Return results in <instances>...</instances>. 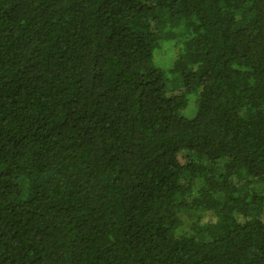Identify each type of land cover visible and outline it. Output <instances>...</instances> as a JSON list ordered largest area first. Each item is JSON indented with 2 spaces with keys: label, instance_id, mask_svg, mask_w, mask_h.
<instances>
[{
  "label": "trees",
  "instance_id": "obj_1",
  "mask_svg": "<svg viewBox=\"0 0 264 264\" xmlns=\"http://www.w3.org/2000/svg\"><path fill=\"white\" fill-rule=\"evenodd\" d=\"M0 264H264V0H0Z\"/></svg>",
  "mask_w": 264,
  "mask_h": 264
},
{
  "label": "rangeland",
  "instance_id": "obj_2",
  "mask_svg": "<svg viewBox=\"0 0 264 264\" xmlns=\"http://www.w3.org/2000/svg\"><path fill=\"white\" fill-rule=\"evenodd\" d=\"M163 57H165V55ZM193 98L194 97L191 96L188 107H187V109H185L184 117H186V118H191L195 114V104L193 102Z\"/></svg>",
  "mask_w": 264,
  "mask_h": 264
}]
</instances>
